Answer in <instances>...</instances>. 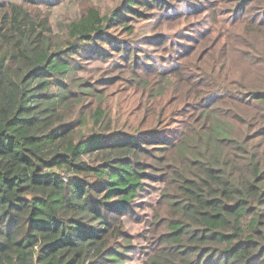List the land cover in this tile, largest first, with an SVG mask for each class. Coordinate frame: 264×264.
I'll return each instance as SVG.
<instances>
[{"label":"trees","instance_id":"obj_1","mask_svg":"<svg viewBox=\"0 0 264 264\" xmlns=\"http://www.w3.org/2000/svg\"><path fill=\"white\" fill-rule=\"evenodd\" d=\"M49 1L0 0V264H129L126 218L151 185L139 264H264V0L227 12L212 0L182 51L193 63L163 72L111 29L169 0L58 27ZM104 43L141 70L124 86L140 96L138 126L111 114L124 79L79 75L82 59L109 57Z\"/></svg>","mask_w":264,"mask_h":264},{"label":"rangeland","instance_id":"obj_2","mask_svg":"<svg viewBox=\"0 0 264 264\" xmlns=\"http://www.w3.org/2000/svg\"><path fill=\"white\" fill-rule=\"evenodd\" d=\"M39 1V0H35ZM124 0H50L45 9L52 14L53 22L58 27L67 18L79 19L81 15L87 14L90 9L97 10L100 14L106 15L113 9L119 8ZM169 0L164 10H155L146 6L139 9L142 16H134L127 21V27L118 26L111 29L119 39H128L127 42L136 48V54L131 56V60L138 59L140 62L148 60L153 63L156 72L170 70L173 66L178 68L181 65L189 66L193 63V57L184 58V48H187L189 40L203 32L209 25L210 12L204 11V7L218 2L222 12H227L230 7V0ZM224 18L230 17L226 14ZM179 17V18H176ZM147 38L155 40L154 44H143ZM234 39L240 41L237 34ZM137 41H139L137 43ZM142 41V42H141ZM110 43L102 44V48L110 53L109 57L103 60H91L86 62L81 60L84 72L79 74L81 77L91 75L97 78H113L116 76L124 79L109 90L112 93V112L114 119L121 124L129 121L132 125L138 126L142 122V117L138 116L135 107L138 105L140 96L134 91L127 92V81L133 80L134 75L141 74V70L136 67L125 68L116 64V58L120 55L119 51L109 47ZM204 51L200 53L202 57ZM155 73V72H154ZM155 76H157L155 74ZM154 76V77H155ZM149 79V77H142ZM102 89V88H101ZM125 89V90H123ZM142 104V103H141ZM131 124H125L129 127ZM128 129V128H127ZM138 130V129H137ZM158 185H151L141 192L135 199V215L126 218V226L131 234L132 243L136 246L133 252L129 253L126 263L139 264L146 257L143 251H150V240L153 237L154 229L149 222L152 219L153 208L158 192H155ZM149 246V247H148Z\"/></svg>","mask_w":264,"mask_h":264}]
</instances>
